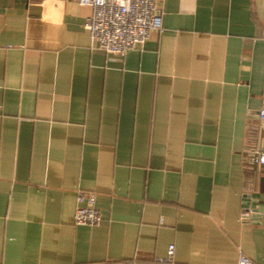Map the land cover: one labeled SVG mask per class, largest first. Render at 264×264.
Returning <instances> with one entry per match:
<instances>
[{
  "label": "crops",
  "instance_id": "crops-1",
  "mask_svg": "<svg viewBox=\"0 0 264 264\" xmlns=\"http://www.w3.org/2000/svg\"><path fill=\"white\" fill-rule=\"evenodd\" d=\"M157 8L117 57L78 0H0V264H264V0ZM79 192L100 225L74 223Z\"/></svg>",
  "mask_w": 264,
  "mask_h": 264
},
{
  "label": "built area",
  "instance_id": "built-area-1",
  "mask_svg": "<svg viewBox=\"0 0 264 264\" xmlns=\"http://www.w3.org/2000/svg\"><path fill=\"white\" fill-rule=\"evenodd\" d=\"M78 4L88 7L90 11L84 27L89 32L92 48L105 54L123 57L127 51L142 45L152 33L163 30L157 0H78ZM257 117L258 122L251 130L254 141L248 146L244 156L245 163L250 166H264V98ZM260 216V211L250 204L240 214L243 222H255ZM102 220L95 205V196L79 192L76 197L74 223L98 226ZM173 255L174 246L170 245L166 257L158 258L157 261L172 263ZM238 264L254 263L241 256Z\"/></svg>",
  "mask_w": 264,
  "mask_h": 264
}]
</instances>
